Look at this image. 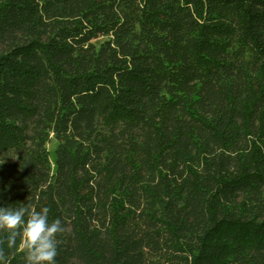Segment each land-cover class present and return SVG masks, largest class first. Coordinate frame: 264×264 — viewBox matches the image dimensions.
Returning <instances> with one entry per match:
<instances>
[{"label": "trees", "instance_id": "1", "mask_svg": "<svg viewBox=\"0 0 264 264\" xmlns=\"http://www.w3.org/2000/svg\"><path fill=\"white\" fill-rule=\"evenodd\" d=\"M27 204L56 264H264V0H0V206Z\"/></svg>", "mask_w": 264, "mask_h": 264}, {"label": "clouds", "instance_id": "2", "mask_svg": "<svg viewBox=\"0 0 264 264\" xmlns=\"http://www.w3.org/2000/svg\"><path fill=\"white\" fill-rule=\"evenodd\" d=\"M64 231L59 218L49 220L47 207L0 206V264H8L5 244L8 249L22 250L24 264H56L57 237Z\"/></svg>", "mask_w": 264, "mask_h": 264}, {"label": "rangeland", "instance_id": "3", "mask_svg": "<svg viewBox=\"0 0 264 264\" xmlns=\"http://www.w3.org/2000/svg\"><path fill=\"white\" fill-rule=\"evenodd\" d=\"M52 145H53V144H51V146H50V150H51V148H52ZM54 147H55V146H54ZM53 150H54V148H53L52 151H51V156H52Z\"/></svg>", "mask_w": 264, "mask_h": 264}]
</instances>
